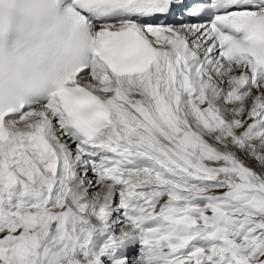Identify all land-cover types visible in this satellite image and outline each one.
I'll return each mask as SVG.
<instances>
[{
	"label": "snow or ice",
	"instance_id": "obj_1",
	"mask_svg": "<svg viewBox=\"0 0 264 264\" xmlns=\"http://www.w3.org/2000/svg\"><path fill=\"white\" fill-rule=\"evenodd\" d=\"M0 264H264V0H0Z\"/></svg>",
	"mask_w": 264,
	"mask_h": 264
}]
</instances>
